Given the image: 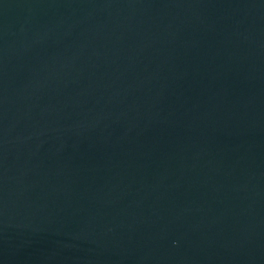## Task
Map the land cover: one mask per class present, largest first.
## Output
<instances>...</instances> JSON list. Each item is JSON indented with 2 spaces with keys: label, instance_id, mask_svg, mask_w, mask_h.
I'll list each match as a JSON object with an SVG mask.
<instances>
[{
  "label": "water",
  "instance_id": "1",
  "mask_svg": "<svg viewBox=\"0 0 264 264\" xmlns=\"http://www.w3.org/2000/svg\"><path fill=\"white\" fill-rule=\"evenodd\" d=\"M0 264H264V0H0Z\"/></svg>",
  "mask_w": 264,
  "mask_h": 264
}]
</instances>
